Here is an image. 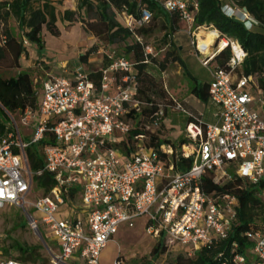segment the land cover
<instances>
[{"label":"built area","instance_id":"obj_1","mask_svg":"<svg viewBox=\"0 0 264 264\" xmlns=\"http://www.w3.org/2000/svg\"><path fill=\"white\" fill-rule=\"evenodd\" d=\"M162 8L179 13L190 31L200 29L194 27L196 0H165ZM241 17L248 30L257 25L243 10ZM149 19L147 12L140 19L126 16V27H141ZM136 40L141 42V38ZM226 43L232 54L228 64L232 71L243 62L245 53L237 42ZM192 45L197 48L196 41ZM24 46L29 44L24 41ZM144 50L153 55L150 47ZM197 53L204 55L200 60L203 67L215 56L198 49ZM109 59L111 63L99 70L97 84L84 64H77L67 77L49 76L43 82L37 109L20 113L22 124L28 125L32 119L37 122L30 143L22 141L10 117L9 131L0 134V209H21L34 234L40 231L56 243L50 264H100L102 251L120 227L132 229L138 218L146 219L148 236L163 239L165 246L184 247L188 257L227 239L236 220L238 199L231 193L206 194L202 178L210 174L219 186L237 178L251 184L264 180V87L257 80L234 78L213 69L208 98L217 108L215 122L203 123L170 98L169 109L189 118L186 143L176 150L166 144L155 149L147 146L150 137L161 130L165 113L160 106L142 128L138 127L142 134L134 137L137 150L125 159L107 145L131 135L136 127L128 115L140 113L144 104L135 97L131 62L112 55ZM46 132L54 145L45 146L41 154L44 171L53 176L55 186L47 195L29 201L33 176L25 150L39 143ZM178 157L192 160L189 170L175 171L172 160ZM72 192L78 203L71 198ZM258 197L264 203V189ZM63 205H67V217L57 215ZM244 236L252 244L249 255L235 253L234 244L228 264H264V228L247 231ZM5 238L0 235V264H41L4 257L1 243ZM114 264L125 263L116 258Z\"/></svg>","mask_w":264,"mask_h":264},{"label":"trees","instance_id":"obj_2","mask_svg":"<svg viewBox=\"0 0 264 264\" xmlns=\"http://www.w3.org/2000/svg\"><path fill=\"white\" fill-rule=\"evenodd\" d=\"M164 1L76 0L75 10H64L60 18L62 23H81L84 31L94 37L98 43L79 57L82 63H87L90 55L98 52L99 48L116 46L121 51L104 54L103 68L111 63L109 55H112L113 59L125 58L132 64L133 77L137 84L135 97L141 104H144V107L141 106L140 113L131 112L128 115L136 127L131 135L126 136L119 143H108L107 145L109 148L119 150L125 159H128L130 154L137 150L134 137L142 134V130L138 128L142 119L147 123L160 106L164 108L165 116L169 112V102L159 105L152 99V95H156L157 79L154 77L151 66L159 63H155L153 55H147L144 50L146 47L144 39L155 32H164V37L167 38L179 31L181 17L177 12L164 11L162 8ZM228 1L236 8L249 14L257 25L248 30L244 22L234 16L227 15L222 10L223 0H196L198 9L194 16V27H205L217 31L218 39L237 42L245 53L243 62L231 71L228 64L232 54L227 45L210 61L215 64L214 69L231 73L236 78L245 77L247 80H257L259 86L264 87V0ZM143 12H147L150 19L141 27L128 28L117 20V16L120 14L140 19ZM10 20L15 22L17 32L11 28ZM58 20L56 5L50 0L0 1V71L5 69L18 71L15 76L9 78H4L0 73L1 135L9 131L6 125L11 121L12 115L21 113L27 108L35 111L39 103L30 73L22 70L20 66V60L27 58L28 54L24 41L34 47L38 55L36 63L42 65L44 62L41 61V58L45 54L43 31L59 38L61 34L57 26ZM136 37L141 38V42H138ZM146 59L148 61L145 63ZM159 66L164 65L160 63ZM90 78L97 84L100 73H91ZM190 91L198 100L202 102L208 100V84L193 82ZM159 93L161 96L164 95L162 90ZM185 143L186 140L183 139L173 141L160 139L155 135L150 137L147 146L155 149L166 144L176 150ZM36 145L37 148L28 146L25 154L29 170L34 172L32 179L36 187L43 191V195H47L55 186V181L49 172L44 171V162L39 149L42 151L45 146L54 145L53 137L46 132L43 139ZM172 162L175 171L178 172H185L192 165L191 159L183 160L180 157L173 158ZM39 171L42 173L37 174ZM201 185L209 195L234 193L238 199L236 220L227 239L200 249L193 257L178 255L172 264H228L231 262L234 244L237 246L235 253L249 255L252 244L244 236V233L264 228V203L258 197V193L264 189V180L257 184H251L237 178L231 183L219 186L213 183L209 174L202 178ZM76 195L75 192L70 194L72 199H75ZM42 235L44 236L43 233ZM10 250L18 252L19 256L14 259L19 261L26 263L40 261L36 248L14 243L7 249L2 247L3 255H8ZM165 253L166 246L163 239H160L153 246L149 257L134 260L132 264H154ZM42 262L45 264L46 260H42Z\"/></svg>","mask_w":264,"mask_h":264},{"label":"rangeland","instance_id":"obj_3","mask_svg":"<svg viewBox=\"0 0 264 264\" xmlns=\"http://www.w3.org/2000/svg\"><path fill=\"white\" fill-rule=\"evenodd\" d=\"M56 8L58 11V29L60 30V37L56 38L48 34L46 31L44 32V41H45V54L41 58V61L44 63L41 66L37 65L38 56L35 53L34 47H27V58L22 59L23 67L22 70L30 73L34 89L39 98L42 84L45 80L49 78V76H58L59 74H63V66L68 73L72 72L77 64H86L82 63L79 60V57L82 54H85L92 46L98 44L96 39L92 37L90 34L86 33L83 29L81 23L75 22L73 24H69L67 22L62 23L60 21L61 15L66 9L75 10L76 8V0H57L55 1ZM222 10L229 16H234L237 19H241V11L240 9L233 6L228 0H223ZM118 22L121 25L126 27V15L120 14L117 16ZM12 29L17 32L16 24L13 20L9 22ZM135 27V25H132ZM159 27V26H158ZM157 27V28H158ZM205 29V30H200ZM200 31L189 30L188 25L184 23L182 20L179 24V33L176 37L171 35V37H164V32H155L151 36L144 39L145 45L150 47L153 52V59L155 63H159L157 66L163 64L165 68L168 69V73L175 72L178 69L179 64L175 63L174 58L179 57L181 54L177 51L176 46H174L173 39L176 38V45L182 44L184 45L185 50L189 48L192 51L193 56L200 61L204 55L197 53V48L195 45H192V41H196V34L199 32V43L203 46H207V43L211 42L215 48H218L221 41H228L226 39H218L217 33L215 30L210 28L202 27ZM210 30V31H209ZM194 33V35H193ZM211 40V41H210ZM198 43V49L199 44ZM101 53L96 55L91 60L90 69L97 70V68L102 64V59L104 54H113L114 52L121 51L120 48L114 46L112 48H100ZM187 51V50H186ZM183 51V54L186 52ZM182 54V55H183ZM194 58V59H195ZM89 59V58H88ZM185 59V58H183ZM187 62L192 60V64L196 65L195 74L202 75L201 69L195 63L193 59H185ZM184 60V61H185ZM88 62V61H87ZM212 66H215L214 63H210ZM17 70L14 69H5L0 71L1 75L4 78L13 77L17 74ZM64 75V74H63ZM157 79V88L156 95H152V99L159 105L167 104L168 92L174 94L175 97L185 98L188 96L185 93L189 87H192L193 80H162ZM200 83H203L205 80H197ZM164 92V95L161 96L160 91ZM184 91V93H182ZM255 96H257V92H254ZM261 114V112H258ZM262 115V114H261ZM12 118L15 122L16 127L18 128L21 139L24 143H30L37 129V122L35 119L30 121V124L25 125L21 123V114L16 113L12 115ZM184 115L181 113H175L169 119L173 122V124L177 125V127L182 126ZM146 122L142 119L140 123V127L142 128V124ZM174 129H163L162 132H157V136L159 135L160 139H171L175 141L176 139L175 133H173ZM179 141V139H178ZM37 144V143H36ZM36 144H31L30 146L33 148H37ZM137 149V147H136ZM41 152V150L39 149ZM29 169V167H28ZM30 171V170H29ZM32 176H34V172L30 171ZM32 185V191L27 197L29 201H35L37 198L43 195V191L36 187L34 181ZM234 194V193H233ZM235 195V194H234ZM67 206L63 205L59 207V213L57 214L59 217L62 215L63 217H67ZM33 214L34 212L31 211ZM35 215V214H34ZM36 218L39 219V215L36 214ZM27 216L25 212L21 209L6 206L3 209H0V235L6 236L4 241L1 243V247L7 249L12 244L18 243L20 245L26 247L36 248L37 253L39 255L40 261L38 263H43L42 260H46L45 264H50V254L52 252H56V244L51 241V239L47 236H43L46 246L48 248V252L38 237L29 229L27 225ZM146 222L145 218H138L133 222V228L130 229L127 226H121L119 232L113 237V242L109 243L107 247L102 251V255L100 257V264H113L115 256L123 260L125 264H132L134 260H140L143 257H149L150 252L153 246L156 244V240L148 237L142 230L144 224ZM44 234V233H43ZM178 255L187 256L186 249L181 247L180 245H170L166 246V253L159 257L158 260L154 262V264H172ZM4 256V255H3ZM19 256L18 252L15 250H10L8 255L4 257H12L17 258ZM189 258V257H188ZM67 264H79L77 262L69 261Z\"/></svg>","mask_w":264,"mask_h":264},{"label":"crops","instance_id":"obj_4","mask_svg":"<svg viewBox=\"0 0 264 264\" xmlns=\"http://www.w3.org/2000/svg\"><path fill=\"white\" fill-rule=\"evenodd\" d=\"M2 1V0H0ZM52 2H54L55 4V1L57 0H50ZM56 5V4H55ZM67 10V9H66ZM71 10V9H70ZM44 32L45 30L43 31V39H44ZM179 33H181V31H178L177 33L174 34V37H176ZM177 39L174 38L173 39V43H174V46H176L177 48V51L181 54L179 57H177L178 59L175 61V63L179 64L178 66V69L175 71V72H172V73H168V69L163 67V66H157V65H152L151 68L153 69V74H154V77H158V79H162V80H193V82H196L197 84H208L209 86V83L211 82L212 80V77H211V71L214 69V66H212L210 63H209V66L208 67H203L200 63V61H198L192 54V51L189 50V48H187L185 50L184 48V45L182 44H178L176 45ZM211 41V40H210ZM211 42H209V47H208V44H207V49L209 51L208 54L206 55H216L218 52L220 51H217V48H215L213 46V44H210ZM33 47V46H31ZM183 51H186L184 54H183ZM36 53V51H35ZM101 53V50L99 48L98 52H96V55L100 54ZM37 54V53H36ZM183 54V55H182ZM38 56V55H37ZM95 57V54H92L90 55L89 59H88V62H87V65L85 64V67L86 69L90 72V73H97L99 72V70L101 68H103V63L100 64V66L97 68V70H93L92 68L90 69V65H91V60L92 58ZM189 58V59H193L195 60V63L197 64V66H199V68L201 69V73L202 75H196L195 74V67L196 65L193 63L192 64V60H189L188 62L185 60V59ZM195 58V59H194ZM24 59V58H22ZM21 59V60H22ZM20 60V66L23 67V64H22V61ZM185 60V61H184ZM38 66H41L37 63ZM63 68V71L62 73L64 74H59L58 76H61V77H67L68 75V72L66 71L65 69V66L62 67ZM234 78H236L235 76H233ZM197 80H205L203 83H200L199 81ZM184 93V91L182 92ZM188 94V96H186L185 98H180L179 96L178 97H175L174 94H171L170 92H168V98H173L179 102L182 103V105L188 110V112H190L191 114H193L194 116L196 117H199L200 120L205 123V124H213L215 122V118H214V114L217 112V108L216 106H214L209 98L206 102H202L200 100H198L190 91V87H189V84H188V89L187 91L185 92ZM168 99V100H169ZM169 112L167 113V115L164 117L163 119V122H162V126H161V130L159 132H162V130L165 128V129H174L175 131L173 133H175V138L176 139L175 141H178L183 139L185 140L184 138V135H185V127L187 125V123L189 122V118L187 116L184 115L185 118H183V122H182V126L181 128L180 127H177V125L173 124V122L171 121V119H169L171 116H173L175 113H178V112H173L171 111L170 109L168 110ZM183 115V114H182ZM159 137V135H158ZM180 148V147H179ZM178 148V149H179ZM28 163V162H27ZM33 181V179H32ZM43 196V195H42ZM76 199V200H75ZM74 201L75 203H78L79 200L77 198V196L75 197ZM67 206V205H66ZM143 232L145 233L144 231V226L142 228ZM119 232V230H118ZM117 232V233H118ZM146 234V233H145ZM147 235V234H146ZM148 236V235H147ZM150 237V236H148ZM151 238V237H150ZM153 239V238H152ZM154 240V239H153ZM114 240L112 239L111 242H113ZM109 242V243H111ZM157 242V241H156ZM55 243V242H53ZM108 243V244H109ZM56 244V243H55ZM107 244V245H108ZM106 245V247H107ZM105 247V248H106ZM102 255V253H101ZM117 258V256H115V259ZM114 259V261H115ZM114 261H113V264H114Z\"/></svg>","mask_w":264,"mask_h":264},{"label":"bare ground","instance_id":"obj_5","mask_svg":"<svg viewBox=\"0 0 264 264\" xmlns=\"http://www.w3.org/2000/svg\"><path fill=\"white\" fill-rule=\"evenodd\" d=\"M200 30H205V29H200ZM200 30H198V31H200ZM216 33H217V37L216 38H218L219 37V33L217 32V31H215ZM198 34H199V32L196 34V43H197V49H198V43H199V36H198ZM200 44V43H199ZM208 44V47H209V43H207ZM227 46V43H226V41H221V43H220V45H219V49H218V51H222L225 47ZM200 52H202V54H208L209 53V51H208V49H207V47L206 46H203L202 44H200L199 45V49H198Z\"/></svg>","mask_w":264,"mask_h":264},{"label":"water","instance_id":"obj_6","mask_svg":"<svg viewBox=\"0 0 264 264\" xmlns=\"http://www.w3.org/2000/svg\"><path fill=\"white\" fill-rule=\"evenodd\" d=\"M35 235L38 237V239L41 241V243L44 245V247H45L46 250L48 251V248H47V246H46V242H45V240H44L42 234L40 233V231H37V232L35 233ZM48 252H49V251H48ZM49 253H50V252H49ZM50 255H51V254H50Z\"/></svg>","mask_w":264,"mask_h":264}]
</instances>
